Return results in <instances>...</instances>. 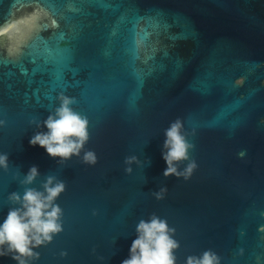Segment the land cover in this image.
Here are the masks:
<instances>
[{"label": "water", "instance_id": "water-1", "mask_svg": "<svg viewBox=\"0 0 264 264\" xmlns=\"http://www.w3.org/2000/svg\"><path fill=\"white\" fill-rule=\"evenodd\" d=\"M60 94L89 121L94 166L29 143ZM177 119L195 146L187 181L163 175ZM0 120V221L32 166V187L66 184L64 230L37 264H122L152 215L175 229L177 264L206 250L264 264V0H0ZM130 155L150 164L127 174Z\"/></svg>", "mask_w": 264, "mask_h": 264}, {"label": "clouds", "instance_id": "clouds-1", "mask_svg": "<svg viewBox=\"0 0 264 264\" xmlns=\"http://www.w3.org/2000/svg\"><path fill=\"white\" fill-rule=\"evenodd\" d=\"M58 105L41 123H36V131L29 143L40 147L47 155L65 164L73 157L81 159L89 166L97 163V156L91 150H85L89 140V121L73 109L75 98L60 94ZM264 124V121H261ZM5 122L0 120V128ZM195 146L189 143L184 131V122L180 119L172 122L164 131L161 156L166 164L163 172L165 178L189 180L197 168L190 152ZM241 158L246 152L238 154ZM150 161H141L136 155L124 160L125 172L133 173V166L142 168ZM184 165L182 168L181 165ZM0 170H9V156L0 153ZM40 178L39 169L32 166L19 183L23 193L12 192L7 197L11 207L0 221V258L10 257L16 264H37L40 260L38 249L53 242L54 237L64 230L63 209L57 203L66 191V184L56 175H49L41 182L39 189L32 187ZM167 192L161 188L153 195L157 200L163 199ZM136 238L132 241L128 258L122 264H177L176 252L180 248L174 238L175 229L167 220L152 215L140 219L135 227ZM66 257L67 252H61ZM185 264H221L220 256L206 250L199 256H188Z\"/></svg>", "mask_w": 264, "mask_h": 264}]
</instances>
